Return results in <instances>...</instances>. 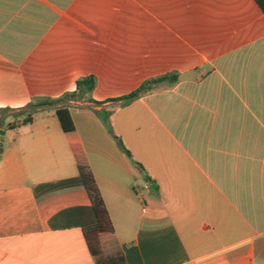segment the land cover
I'll list each match as a JSON object with an SVG mask.
<instances>
[{"label":"crops","instance_id":"1","mask_svg":"<svg viewBox=\"0 0 264 264\" xmlns=\"http://www.w3.org/2000/svg\"><path fill=\"white\" fill-rule=\"evenodd\" d=\"M168 74L177 81L113 101ZM88 76L82 101L27 125L0 118V264H264L255 1L0 0V110L57 99ZM61 106L113 228L97 257Z\"/></svg>","mask_w":264,"mask_h":264},{"label":"trees","instance_id":"2","mask_svg":"<svg viewBox=\"0 0 264 264\" xmlns=\"http://www.w3.org/2000/svg\"><path fill=\"white\" fill-rule=\"evenodd\" d=\"M254 1L264 14V0ZM176 81V74H168L157 78H152L141 84V86H139V88H137L134 92L126 96L117 98L113 101H123L124 103H128L134 99H137L142 94L149 92L154 85L165 82H169L170 84H172ZM75 85L76 88L73 92L65 93L57 99H33L31 103H29L19 111V115H22L23 118L21 122H18V124L27 125L31 123L33 115L43 107H52L60 103H66L69 101H82L86 99L95 86V79L92 76H88L77 80ZM7 111L10 110H0V112L2 113ZM55 116L65 136L67 145L75 159L79 179L81 180L91 203V207L95 217V223L93 226L85 229L83 233L90 255L93 257H97L102 253L100 240L101 236L112 234L113 228L92 173L90 172L89 167L84 161L81 145L72 123L68 108L66 106L55 108ZM8 127H13V125H8ZM119 145L122 148L121 143H119Z\"/></svg>","mask_w":264,"mask_h":264},{"label":"rangeland","instance_id":"3","mask_svg":"<svg viewBox=\"0 0 264 264\" xmlns=\"http://www.w3.org/2000/svg\"><path fill=\"white\" fill-rule=\"evenodd\" d=\"M7 115H12L14 117H19L20 116L19 113H16V112H14V113H7V112L2 113V112H0V118H4L5 119ZM22 118L23 117H19V119L16 120V121L17 122H21ZM5 143H6V141L3 139V136L0 135V151L3 150Z\"/></svg>","mask_w":264,"mask_h":264},{"label":"water","instance_id":"4","mask_svg":"<svg viewBox=\"0 0 264 264\" xmlns=\"http://www.w3.org/2000/svg\"><path fill=\"white\" fill-rule=\"evenodd\" d=\"M0 135H3V131H0Z\"/></svg>","mask_w":264,"mask_h":264}]
</instances>
